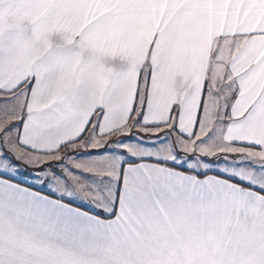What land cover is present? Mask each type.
Instances as JSON below:
<instances>
[{
  "label": "snow or ice",
  "instance_id": "snow-or-ice-1",
  "mask_svg": "<svg viewBox=\"0 0 264 264\" xmlns=\"http://www.w3.org/2000/svg\"><path fill=\"white\" fill-rule=\"evenodd\" d=\"M0 264H264V0H0Z\"/></svg>",
  "mask_w": 264,
  "mask_h": 264
}]
</instances>
